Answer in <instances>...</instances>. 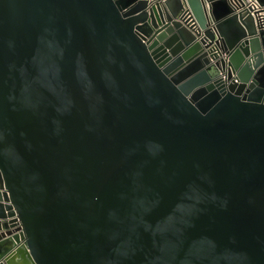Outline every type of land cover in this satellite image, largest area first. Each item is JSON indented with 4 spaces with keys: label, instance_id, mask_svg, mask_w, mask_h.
Masks as SVG:
<instances>
[{
    "label": "water",
    "instance_id": "1",
    "mask_svg": "<svg viewBox=\"0 0 264 264\" xmlns=\"http://www.w3.org/2000/svg\"><path fill=\"white\" fill-rule=\"evenodd\" d=\"M0 264H264V22L0 0Z\"/></svg>",
    "mask_w": 264,
    "mask_h": 264
},
{
    "label": "built area",
    "instance_id": "2",
    "mask_svg": "<svg viewBox=\"0 0 264 264\" xmlns=\"http://www.w3.org/2000/svg\"><path fill=\"white\" fill-rule=\"evenodd\" d=\"M236 11L247 10L253 14L255 19L264 22V11L261 10V4L258 0H229Z\"/></svg>",
    "mask_w": 264,
    "mask_h": 264
}]
</instances>
